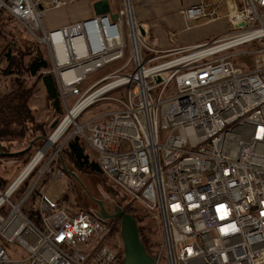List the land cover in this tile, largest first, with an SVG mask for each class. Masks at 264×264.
<instances>
[{"label":"built area","instance_id":"1","mask_svg":"<svg viewBox=\"0 0 264 264\" xmlns=\"http://www.w3.org/2000/svg\"><path fill=\"white\" fill-rule=\"evenodd\" d=\"M72 1L0 0V19L7 12L48 47L64 104L72 95H79L78 104L91 98L79 115L101 101L118 104L84 123L74 121V134L95 152L109 181L158 224L155 264H264V0H200L184 7L187 20L225 18L227 30L210 42L177 47V57L161 62L163 51L142 33L128 0L112 8L116 21L94 15L47 29L48 11ZM55 30L83 35L85 46L60 59ZM129 45L126 63L80 94L77 86L125 57ZM130 65L134 70L121 74ZM69 71L76 73L66 78ZM1 86L0 93L7 91ZM126 87L125 97L110 96ZM61 146L48 161L45 151L27 171L33 156L7 187L0 185V264H121L124 246L119 235L112 237L114 225L40 190ZM65 173L61 166L54 178ZM37 190L28 214L24 205ZM3 242L25 256L11 258Z\"/></svg>","mask_w":264,"mask_h":264},{"label":"trees","instance_id":"2","mask_svg":"<svg viewBox=\"0 0 264 264\" xmlns=\"http://www.w3.org/2000/svg\"><path fill=\"white\" fill-rule=\"evenodd\" d=\"M10 19L12 17L7 12H4L0 19V28L5 27ZM30 40L31 44L28 46H17L15 43L10 44L4 50V54L0 59V64H4L3 70L6 73L16 74V77L12 80L10 91L0 93V156H6L11 152H19L18 156L24 162L22 169L31 160L35 147L40 145L42 141L41 136L49 134L46 127L49 122V115L46 114L43 118L38 119L39 112L32 105L37 89L39 90L41 86L44 87L46 98L49 102L48 105L51 107V114H53V109L56 113L63 112L60 89L56 76L51 71L52 63L47 47L44 43H40L31 37ZM37 137L41 138L36 140L28 149L31 141ZM62 151L67 154V159L69 157V160L77 170L95 175H103L109 186L112 185L115 189L119 190L101 171L96 161L95 153L81 136L76 135L69 139ZM72 172L75 173V171ZM6 184L9 185L0 176V185L6 187ZM28 186L29 181L19 189L18 194L22 195ZM108 189L114 193L110 187ZM119 192L123 194L122 191L119 190ZM123 196L125 195L123 194ZM115 205L127 209L134 216L147 252L154 255L160 247L161 242L156 238L158 235L157 230L145 222L150 220L147 219L149 211L140 203L132 200L127 204L116 203ZM73 207L75 209H85L78 205L76 207L73 205ZM85 210L101 217L98 210ZM102 220L106 219L102 218ZM106 221L114 222L115 219ZM117 233L120 234V222L113 227L112 234L115 235Z\"/></svg>","mask_w":264,"mask_h":264},{"label":"rangeland","instance_id":"3","mask_svg":"<svg viewBox=\"0 0 264 264\" xmlns=\"http://www.w3.org/2000/svg\"><path fill=\"white\" fill-rule=\"evenodd\" d=\"M74 1H76V0H73L72 2H74ZM118 1H119V8H120V5L122 4L123 0H121V2H120V0H118ZM129 1H130V4L132 1L133 8L135 10L134 0H129ZM69 3H71V2H69ZM64 9H66V8H64ZM60 17H61L60 12H58V11L57 12L56 11L50 12V18L52 19V21L58 22ZM195 21H198V20H195ZM45 24H46V18H45ZM192 24H194V23L192 22ZM30 37L31 36L29 35V33L17 21L10 19L8 21V23L5 25V27L0 28V59H1L2 55L4 54V50L12 43L17 44V46H20V45H22V46L27 45L28 46V45H30L31 44ZM247 47L248 46L244 45V46H239L236 49L237 50H244ZM236 49H234V50H236ZM47 51H48V47H47ZM48 55H49V51H48ZM130 55H131V48L129 45L125 51V57H123L122 59H120L118 61H115V62L109 64L108 66H106L102 69H99L97 71L90 73L86 77V79L77 86L80 94H82V92H84L85 89H87L90 85H92L95 81H97L100 77L104 76L106 73L111 72L117 68L118 69L121 68L126 63L128 58L130 57ZM144 55H145V57H149L151 55V53H149L147 51V49H144ZM180 55H182V54H179L178 56H180ZM175 57H177V55L169 57V58H165L162 60L158 59L157 62L170 60V59H173ZM49 58H50V55H49ZM50 60H51V58H50ZM247 65H249V64L247 63ZM3 67H4V64H0V70H1L0 75L2 76L0 78V80H4V81L0 82V86L1 85L4 86V90L7 89V91H5V92H9L10 88H11V84L13 82L12 80L14 79V77H16V74L6 73V71L3 70ZM133 70H134L133 65H130V66H128L127 69L122 71L121 74H127L129 72H132ZM2 86H1V88H3ZM127 89H128L127 87H126V89L125 88H119V89L113 91L110 94V96L116 97V98L117 97H120V98L125 97V95H126L125 90H127ZM45 97H46V93L43 90V86H41L39 90L37 89L36 96H35L34 100L32 101V105L39 112L38 119L43 118L46 114L49 115V122L47 123V126H46L48 131H49V134L47 136H44V137H50L54 132V128H51V124L53 123V121H55L57 119L60 122L62 120V118H65V116H67L69 114V111L67 108L71 109L73 107V105H75V103L79 99V95H72L71 97H68L66 104H64V102L62 104L63 112L62 113H56V112H54V109H53V114H51V107L48 105L49 102L47 101V98L45 99ZM43 98H44V101H43ZM116 107H118V104L114 101H101V102H98L97 104L92 105L89 108H87L81 115L76 117L74 119V121H75V123H77V122L78 123H84L85 121L91 119L95 115L102 113L106 110H110L111 108H116ZM70 115H71V113H70ZM75 123H73L72 125L70 124L71 126L68 127L67 130L65 131V133L57 140L58 142L57 141L54 142L55 148L51 147L52 144L50 145L51 148L49 149L48 154L46 156L47 161L53 155V153L55 152V149L60 147L65 142L67 137H69L71 135H72V137L76 136L74 134V132L76 131ZM72 137H70L69 139H71ZM45 143H46V141L44 139H42L40 145L38 147H35L33 155L43 145H45ZM66 143H64L61 146L62 149L60 150L59 155L56 156L57 158L51 162L50 170L43 176V179H42L40 186H39L40 190L45 191L46 194L48 196H50L51 198H53L54 200H56V199L60 200L61 204L64 207H68L69 209H71L73 207V205L75 207H76V205H78V206L85 208V209H92V210H98L99 211V205L97 203V200H100L104 203L107 211L109 213H112L113 209H114L113 207L116 203L127 204L130 200H132L127 193L123 192V194L125 195V196H123V194H121L119 192V190L115 189L112 185L109 186L107 184V182L105 181V177L103 175H95V174H91V173H87V172H81V171L77 170L75 168L74 164L69 160V157L67 159V154L62 151L63 148L65 147ZM20 152H22V151H20ZM19 154H20L19 152H11V153L7 154L6 156H0V176L2 178H4L7 181V183H9V184L18 175V173L20 172V170L24 166V162L21 160L22 158L20 159V156H18ZM33 155H32V157H33ZM61 155L65 159V163H66L67 167L70 170L75 171L77 178L73 177L67 173H65L64 176L61 178H58V177L54 178L55 169L60 168L62 166ZM34 177H35V174L32 175L30 180H28L29 184L33 181ZM108 187H110L114 191V193H112L108 189ZM19 196H20V194L17 193V195L14 196V199L17 200ZM38 196H39V190H37L35 192V194L33 195L32 199L24 205V210L28 214L30 212L31 203L33 201H36ZM147 219L149 220L150 217H147ZM119 222H120L119 220H115L114 222H110V223L115 226ZM145 222L149 226L152 225V227L157 230L158 235L156 238L158 239V241H161V234L159 232L158 224L151 219L149 221H145ZM118 235L120 236V234H118V233L115 235L112 234V237H117ZM120 239H121V236H120ZM3 245L6 248V250L8 251L11 258L21 259L22 257L25 256V253H23V251L21 254L15 252V249H17V246L15 244L3 242ZM13 264H25V263L14 262Z\"/></svg>","mask_w":264,"mask_h":264},{"label":"crops","instance_id":"4","mask_svg":"<svg viewBox=\"0 0 264 264\" xmlns=\"http://www.w3.org/2000/svg\"><path fill=\"white\" fill-rule=\"evenodd\" d=\"M94 1L96 0H76L58 8H51L46 16V27L49 30H54L74 21H83L91 18L95 15L92 8ZM199 1L134 0L135 17L145 29L150 44L155 49L163 51V54H159L163 55L159 60L175 56L172 51L177 47H194L210 42L227 30L228 24L225 18L215 22H207L205 20L190 21L182 15L181 10L184 7L196 4ZM110 3L114 10L119 8L118 0H110ZM52 11L61 13L58 22L52 21L50 18V12ZM226 11L227 7L223 4L221 13L225 14ZM115 70H118V68ZM43 90L45 92L44 87Z\"/></svg>","mask_w":264,"mask_h":264},{"label":"water","instance_id":"5","mask_svg":"<svg viewBox=\"0 0 264 264\" xmlns=\"http://www.w3.org/2000/svg\"><path fill=\"white\" fill-rule=\"evenodd\" d=\"M92 8L95 15L110 14L113 21L117 20L118 13L113 11L110 0H96L93 2ZM142 33H146L145 29H142ZM58 124L59 120L56 119L51 124V128L55 129ZM41 137L46 142L49 140V137ZM41 137H37L31 141L28 149ZM61 157L63 170L67 174L77 178V175L67 167L62 155ZM97 203L100 207L99 214L102 218L106 220L115 219L120 221V236L124 246V255L121 264H155L154 256L147 252L146 247L142 242L138 223L134 216L128 212L127 209L122 208L119 205H115L113 212L109 213L102 201L97 200Z\"/></svg>","mask_w":264,"mask_h":264},{"label":"bare ground","instance_id":"6","mask_svg":"<svg viewBox=\"0 0 264 264\" xmlns=\"http://www.w3.org/2000/svg\"><path fill=\"white\" fill-rule=\"evenodd\" d=\"M128 6L132 10V1H131V4L129 1ZM100 25H101V23H100ZM52 37H53V40L55 41V48L58 52L60 59L65 58L66 55H67V59H68V57H70L72 54L73 48L81 47L82 45L85 46V42L83 44V41H84L83 35H77V36H71L70 34L65 35V33L62 30H55V31H53ZM63 41H65V42L63 43ZM116 42H117V40L112 41L113 44H115ZM75 73H76V71H69L65 74V76H66V78H71ZM90 99L91 98L89 97L85 101L80 102L79 104L76 103L75 105H73V107L71 109L68 110L69 114L67 116H65V118H63L59 122L57 127L54 129L53 134L50 136L51 138H50V140H48L47 144L43 148H41L39 152H37L38 154L36 153L37 155L34 154V157H33L34 160L30 164V166L28 167L27 171L32 167V165L36 161H38L40 159V157L42 156V154L45 153V151L49 150L50 145L53 144L54 142H56L65 133L67 128L70 126V124L73 123L74 119L79 116L81 109L88 103V101ZM70 113H71V115H70ZM33 158H31V159H33Z\"/></svg>","mask_w":264,"mask_h":264}]
</instances>
